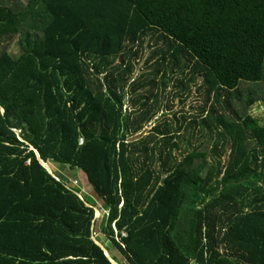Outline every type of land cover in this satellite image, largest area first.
<instances>
[{
    "label": "trees",
    "instance_id": "1",
    "mask_svg": "<svg viewBox=\"0 0 264 264\" xmlns=\"http://www.w3.org/2000/svg\"><path fill=\"white\" fill-rule=\"evenodd\" d=\"M259 104L264 0L0 2V264H264Z\"/></svg>",
    "mask_w": 264,
    "mask_h": 264
},
{
    "label": "rangeland",
    "instance_id": "2",
    "mask_svg": "<svg viewBox=\"0 0 264 264\" xmlns=\"http://www.w3.org/2000/svg\"><path fill=\"white\" fill-rule=\"evenodd\" d=\"M8 1L10 0H3V1L0 0V2L2 3L4 2L7 3ZM16 42L17 40L15 41V43ZM11 53L13 56H17L19 54V49L16 47L15 44L11 48ZM148 53H149L148 51L145 52L142 59L136 62L137 67L135 70L134 78L141 75L144 60L147 58ZM201 85H202L201 82H199L198 84H194L192 86V95L189 97L188 96L176 97L177 90L175 89V86L172 84L168 88V90H166L165 93L160 95V100L162 104L164 105V109L158 115V119H156L153 122V126H150L149 128H147L146 132H149V130H151L154 127L155 125L154 123L161 120L165 114H169L176 121H179V120L183 121L184 117L186 116L190 117L191 115H195V114L198 115L199 113H196V112L198 111L200 112L205 106L204 93L198 89V87H200ZM164 97H166V99ZM125 108L127 109L128 112L130 111L128 102H126ZM259 109L261 111H264V108L260 106L259 104L258 107L255 109L254 113L260 111ZM195 132L196 134L194 137L193 145L197 147L201 144L204 137L203 135L200 134L201 132L200 129L195 130ZM183 146L185 147L186 143ZM223 159L225 160L226 158H223ZM45 165L49 168L47 164ZM59 169H64L62 173H66L65 175L69 177L68 183L70 184L71 187L75 188L80 193V195L92 193L93 189H91L90 185L85 180L86 176L83 173L80 174L79 171H70L66 167L59 168ZM100 216H103V212L101 214V212L97 210V218H99Z\"/></svg>",
    "mask_w": 264,
    "mask_h": 264
},
{
    "label": "water",
    "instance_id": "3",
    "mask_svg": "<svg viewBox=\"0 0 264 264\" xmlns=\"http://www.w3.org/2000/svg\"><path fill=\"white\" fill-rule=\"evenodd\" d=\"M31 149H33V148H31ZM36 153H37V156L39 157V154H38V152L36 151ZM39 160L42 162V164H43V166L47 169V171L49 172V173H51V171L49 170V168L43 163V161L39 158ZM102 246V245H101ZM103 247V246H102ZM104 248V247H103ZM105 249V248H104ZM105 251H106V254H107V256L111 259V257H110V254H109V252L105 249ZM112 260V259H111ZM112 262L114 263V264H118L117 262H115V261H113L112 260Z\"/></svg>",
    "mask_w": 264,
    "mask_h": 264
},
{
    "label": "built area",
    "instance_id": "4",
    "mask_svg": "<svg viewBox=\"0 0 264 264\" xmlns=\"http://www.w3.org/2000/svg\"><path fill=\"white\" fill-rule=\"evenodd\" d=\"M79 144L81 145V144H83V139H80V142H79Z\"/></svg>",
    "mask_w": 264,
    "mask_h": 264
},
{
    "label": "clouds",
    "instance_id": "5",
    "mask_svg": "<svg viewBox=\"0 0 264 264\" xmlns=\"http://www.w3.org/2000/svg\"><path fill=\"white\" fill-rule=\"evenodd\" d=\"M80 142V141H79ZM80 145V144H79ZM82 145V144H81ZM49 170H50V168H49ZM51 171V170H50ZM52 173V172H51Z\"/></svg>",
    "mask_w": 264,
    "mask_h": 264
}]
</instances>
